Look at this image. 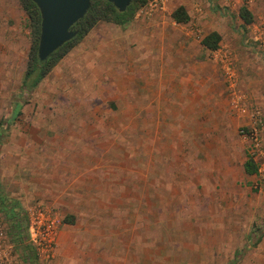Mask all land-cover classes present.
Wrapping results in <instances>:
<instances>
[{
  "label": "rangeland",
  "instance_id": "rangeland-1",
  "mask_svg": "<svg viewBox=\"0 0 264 264\" xmlns=\"http://www.w3.org/2000/svg\"><path fill=\"white\" fill-rule=\"evenodd\" d=\"M31 45L19 1L0 0V226L13 259L264 264L260 162L243 167L251 129L264 141V0H148L124 25L96 23L24 91ZM35 206L59 226L28 262L8 215L24 225Z\"/></svg>",
  "mask_w": 264,
  "mask_h": 264
},
{
  "label": "trees",
  "instance_id": "trees-1",
  "mask_svg": "<svg viewBox=\"0 0 264 264\" xmlns=\"http://www.w3.org/2000/svg\"><path fill=\"white\" fill-rule=\"evenodd\" d=\"M18 1L28 18L32 40V45L29 52V61L23 78V89L25 91L37 86L55 65V63L61 59V57L67 53L71 47L83 39V37L96 23L99 21H108L116 25H124L131 20L134 7L143 6L148 0H133L128 8L123 12L117 10L111 3L107 1H93L85 16L73 25L72 30L76 33L75 37L59 48L45 62H39L37 58V46L40 36L41 22L40 12L31 0ZM238 16L246 25L252 23L253 21L252 14L246 7L240 8ZM172 19L176 23H186L188 21V15L183 7H179L172 13ZM219 40V35L215 32H212L202 40L201 44L206 49L212 51L217 48ZM243 167L245 173L248 175H252L257 171V165L251 159V157L247 158ZM10 212L12 213L8 215V218L10 220L12 219L14 223L16 237L21 243H24V236L21 232L20 218L13 212V210ZM25 251L27 254L26 261L32 262V259L35 260L34 256H36V254L33 250H31V247L25 245Z\"/></svg>",
  "mask_w": 264,
  "mask_h": 264
},
{
  "label": "water",
  "instance_id": "water-1",
  "mask_svg": "<svg viewBox=\"0 0 264 264\" xmlns=\"http://www.w3.org/2000/svg\"><path fill=\"white\" fill-rule=\"evenodd\" d=\"M40 12V36L37 46L39 62H45L76 33L72 27L82 19L93 1H107L120 12L133 0H31Z\"/></svg>",
  "mask_w": 264,
  "mask_h": 264
},
{
  "label": "built area",
  "instance_id": "built-area-1",
  "mask_svg": "<svg viewBox=\"0 0 264 264\" xmlns=\"http://www.w3.org/2000/svg\"><path fill=\"white\" fill-rule=\"evenodd\" d=\"M252 142L250 147L251 159L259 168V177L264 184V141L258 139V129H251ZM258 170V169H257ZM21 232L24 236V244L35 249V254L49 253L55 244L59 222L40 206L27 209ZM11 245L4 236L3 228L0 226V264H21L11 257Z\"/></svg>",
  "mask_w": 264,
  "mask_h": 264
},
{
  "label": "crops",
  "instance_id": "crops-1",
  "mask_svg": "<svg viewBox=\"0 0 264 264\" xmlns=\"http://www.w3.org/2000/svg\"><path fill=\"white\" fill-rule=\"evenodd\" d=\"M253 65L255 66V70L257 71V73H260V72L263 73V71H262V69L264 68V67H262L263 63L261 61H259L258 57H256ZM256 87H258V86H256ZM261 92L264 93V90H262ZM258 98H262V97L260 96ZM64 244H66V245H68V244L73 245V241H68V239H65Z\"/></svg>",
  "mask_w": 264,
  "mask_h": 264
}]
</instances>
